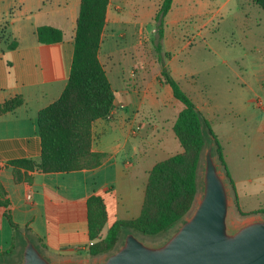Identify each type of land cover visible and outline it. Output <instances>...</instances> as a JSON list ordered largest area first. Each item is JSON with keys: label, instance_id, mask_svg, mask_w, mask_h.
Returning a JSON list of instances; mask_svg holds the SVG:
<instances>
[{"label": "crops", "instance_id": "1", "mask_svg": "<svg viewBox=\"0 0 264 264\" xmlns=\"http://www.w3.org/2000/svg\"><path fill=\"white\" fill-rule=\"evenodd\" d=\"M112 3L109 0L98 59L116 107L111 118L96 119L91 125V150L104 154L101 163L69 172L27 171L29 178L16 182L8 162L39 160L38 112L59 98L68 81L80 0H0V105L22 98L20 105L0 113V184L3 198L9 201L8 207L0 205V262L16 264L23 235L55 262L100 260L104 254L89 253L90 242L95 241L88 238L87 200L91 195L102 197L106 208L101 237L116 220L140 214L148 173L156 163L145 145L153 132H160L159 126L167 122L169 114H174L173 131L183 105L161 80V62L153 45L158 9L153 14L144 8L117 11ZM171 8L164 18V65L191 97V92L197 91V75L186 54L194 48L191 42L179 40L185 30L178 22L194 11L185 7L177 16ZM141 16H147L148 21ZM41 25L59 28L62 39L38 41L36 28ZM259 108V127L264 132V105L259 104ZM136 125L140 129L133 133ZM162 140L161 135L158 141ZM223 152L227 163L224 147ZM232 178L240 195V184ZM259 184L264 187V182ZM262 193L264 190L259 191ZM261 207L264 203H259ZM5 210L21 235H15Z\"/></svg>", "mask_w": 264, "mask_h": 264}, {"label": "trees", "instance_id": "2", "mask_svg": "<svg viewBox=\"0 0 264 264\" xmlns=\"http://www.w3.org/2000/svg\"><path fill=\"white\" fill-rule=\"evenodd\" d=\"M172 2L162 0L154 16L156 37L153 44L161 62V80L169 84L173 96L183 105L173 124V132L182 150L153 165L148 173L140 214L134 219L116 220L104 237L100 235L106 222L103 199L98 195L88 198V238L95 240L89 246L91 255L111 252L116 248L121 235L127 232L158 235L181 223L198 193V168L203 151L209 143L236 197L235 182L219 137L210 121L164 65V57L167 56L162 50L164 18ZM254 2L264 11V0ZM108 3L109 0H80L68 81L59 98L38 112L41 146L39 160L21 158L8 162L16 182L27 180V171L69 172L94 168L101 163L104 154L91 150V125L94 120L105 118L114 106V92L98 59ZM36 35L38 41L44 43L57 42L63 37L59 28L49 25L37 26ZM21 103L22 98L19 96L9 99L0 105V113ZM3 195L4 190L0 184V205L8 207L9 201ZM254 213H264V207ZM4 216L15 235H21L8 210H5ZM24 236H21L23 244Z\"/></svg>", "mask_w": 264, "mask_h": 264}, {"label": "rangeland", "instance_id": "3", "mask_svg": "<svg viewBox=\"0 0 264 264\" xmlns=\"http://www.w3.org/2000/svg\"><path fill=\"white\" fill-rule=\"evenodd\" d=\"M161 1L113 0L111 7L125 12L144 8L153 14ZM171 7V13L177 16L185 7L194 11L178 22L185 30L179 40L191 42L194 48L186 54L197 75V91L190 95L204 117L212 121L226 152L229 170L240 184L241 194L236 192L235 197L218 163L229 194L228 226L233 230L264 218V213H254L259 203H264V193L259 194L264 190L259 184L264 182V132L259 127V101L264 105V11L254 0H174ZM141 19L148 21L147 16ZM183 86L188 89L186 84ZM178 104L181 105L179 101ZM173 115L165 116L167 122L160 124V132H153L145 145L154 162L181 151L171 129ZM204 151L198 168V193L184 218L192 213L202 192ZM173 230L137 235L147 243L157 244Z\"/></svg>", "mask_w": 264, "mask_h": 264}, {"label": "water", "instance_id": "4", "mask_svg": "<svg viewBox=\"0 0 264 264\" xmlns=\"http://www.w3.org/2000/svg\"><path fill=\"white\" fill-rule=\"evenodd\" d=\"M203 159L196 206L162 242L147 243L130 231L100 260L55 262L25 235L18 264H264V218L230 229L229 194L211 143Z\"/></svg>", "mask_w": 264, "mask_h": 264}, {"label": "built area", "instance_id": "5", "mask_svg": "<svg viewBox=\"0 0 264 264\" xmlns=\"http://www.w3.org/2000/svg\"><path fill=\"white\" fill-rule=\"evenodd\" d=\"M259 104H262L260 101H259ZM115 105L110 109V111L107 113V115L105 116V118L106 119H109V118H111L112 117V114H113V112H114V110H115ZM120 107H123V104H120ZM140 129V126L139 125H136V126H134L133 128H132V132L133 133H136V132H138V130ZM93 242L91 241L90 242V244H92Z\"/></svg>", "mask_w": 264, "mask_h": 264}]
</instances>
